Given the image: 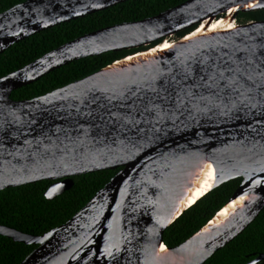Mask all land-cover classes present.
<instances>
[{
    "label": "water",
    "instance_id": "1",
    "mask_svg": "<svg viewBox=\"0 0 264 264\" xmlns=\"http://www.w3.org/2000/svg\"><path fill=\"white\" fill-rule=\"evenodd\" d=\"M128 1L29 0L0 14V56L43 31ZM233 9L236 20L240 13L263 11L264 0H190L159 16L83 36L0 79V192L52 181L46 197L55 200L74 187L75 177L120 170L68 223L44 236L0 225L1 236L38 246L22 264H205L260 217L264 21L111 71L117 61L40 98L12 100L15 91L71 63L149 47L197 26L182 43L204 22ZM199 163L216 172L202 198L241 178L226 206L250 202L211 234L204 231L226 206L183 245L168 248L165 232L202 199L180 211ZM163 246L168 253L160 258ZM262 262L264 254L249 264Z\"/></svg>",
    "mask_w": 264,
    "mask_h": 264
},
{
    "label": "trees",
    "instance_id": "2",
    "mask_svg": "<svg viewBox=\"0 0 264 264\" xmlns=\"http://www.w3.org/2000/svg\"><path fill=\"white\" fill-rule=\"evenodd\" d=\"M29 0H0V14ZM190 0H130L106 11L43 31L22 41L0 56V79L15 73L54 50L88 34L124 23L139 22L159 16ZM243 24L264 21V10L240 13ZM197 26L177 34L182 38ZM136 50L111 52L69 64L45 76L39 82L15 91L12 100L20 102L43 97L67 87L121 61L128 56L163 43ZM120 170L102 171L73 178L75 185L55 200L46 193L54 184H36L0 192V225L31 236H44L68 223L103 190ZM243 183L235 179L214 189L186 211L166 232L164 243L177 248L199 233L231 200ZM38 246L17 243L0 235V264H22ZM264 254V211L234 242L215 254L205 264H249ZM264 264V262L260 263Z\"/></svg>",
    "mask_w": 264,
    "mask_h": 264
},
{
    "label": "bare ground",
    "instance_id": "3",
    "mask_svg": "<svg viewBox=\"0 0 264 264\" xmlns=\"http://www.w3.org/2000/svg\"><path fill=\"white\" fill-rule=\"evenodd\" d=\"M253 3H250L247 8H252ZM237 9H233L229 12V15H225L216 21L204 22L194 33L190 34L182 43L179 41L171 42L168 38L159 46L139 53L137 55L128 57L123 61H119L110 70L116 72V70H125L141 66L164 57L167 53L176 50L179 44H189L200 42L205 39L224 36L235 33L240 30V25H237L236 20L233 18L234 12ZM200 164V165H199ZM199 167L191 173L190 187L185 192L184 198L181 201L180 211L185 210L190 205L196 203L205 194H207L213 187L216 178V172L211 164L199 163ZM250 202L249 199H239L235 202L227 205L215 218L210 225L204 231L205 234H211L214 230L228 224L232 219L236 218ZM168 251L165 246L159 250V257H166Z\"/></svg>",
    "mask_w": 264,
    "mask_h": 264
},
{
    "label": "rangeland",
    "instance_id": "4",
    "mask_svg": "<svg viewBox=\"0 0 264 264\" xmlns=\"http://www.w3.org/2000/svg\"><path fill=\"white\" fill-rule=\"evenodd\" d=\"M237 19H238V17H237ZM237 19H236V23H237V25H240V26H241V25H245V24H243V22H240V21L237 20ZM169 39H170L171 42H174V41H179L180 38L177 37V35H175V36H173V37H170Z\"/></svg>",
    "mask_w": 264,
    "mask_h": 264
},
{
    "label": "flooded vegetation",
    "instance_id": "5",
    "mask_svg": "<svg viewBox=\"0 0 264 264\" xmlns=\"http://www.w3.org/2000/svg\"><path fill=\"white\" fill-rule=\"evenodd\" d=\"M55 183V182H54Z\"/></svg>",
    "mask_w": 264,
    "mask_h": 264
}]
</instances>
